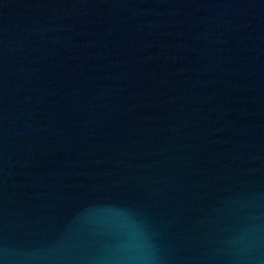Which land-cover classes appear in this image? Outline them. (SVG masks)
<instances>
[{"label":"water","instance_id":"obj_1","mask_svg":"<svg viewBox=\"0 0 264 264\" xmlns=\"http://www.w3.org/2000/svg\"><path fill=\"white\" fill-rule=\"evenodd\" d=\"M0 264H264V0H0Z\"/></svg>","mask_w":264,"mask_h":264}]
</instances>
